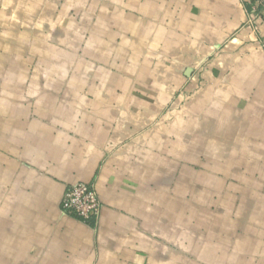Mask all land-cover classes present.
<instances>
[{
	"label": "crops",
	"instance_id": "obj_1",
	"mask_svg": "<svg viewBox=\"0 0 264 264\" xmlns=\"http://www.w3.org/2000/svg\"><path fill=\"white\" fill-rule=\"evenodd\" d=\"M263 39L251 0H0V264H264Z\"/></svg>",
	"mask_w": 264,
	"mask_h": 264
},
{
	"label": "built area",
	"instance_id": "obj_2",
	"mask_svg": "<svg viewBox=\"0 0 264 264\" xmlns=\"http://www.w3.org/2000/svg\"><path fill=\"white\" fill-rule=\"evenodd\" d=\"M254 9H264V0H251ZM264 48V39L261 41ZM61 209L86 223H97L102 211V204L94 184L79 183L70 185L64 192Z\"/></svg>",
	"mask_w": 264,
	"mask_h": 264
}]
</instances>
